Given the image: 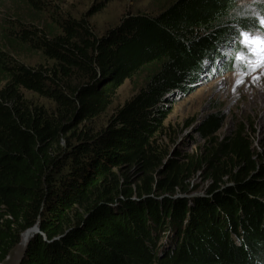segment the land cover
I'll return each mask as SVG.
<instances>
[{
  "label": "trees",
  "instance_id": "1",
  "mask_svg": "<svg viewBox=\"0 0 264 264\" xmlns=\"http://www.w3.org/2000/svg\"><path fill=\"white\" fill-rule=\"evenodd\" d=\"M237 1L175 0L101 33L92 21L101 0L78 15L54 0H0V263L36 224L20 264L264 261V151L244 126L181 160L157 139L166 92L192 79L228 22L250 25ZM145 72L142 89L107 116L118 89ZM199 170L213 202L192 207L185 195Z\"/></svg>",
  "mask_w": 264,
  "mask_h": 264
},
{
  "label": "rangeland",
  "instance_id": "2",
  "mask_svg": "<svg viewBox=\"0 0 264 264\" xmlns=\"http://www.w3.org/2000/svg\"><path fill=\"white\" fill-rule=\"evenodd\" d=\"M93 1L95 0H54V5L58 8L68 9L70 13L78 15L80 12L87 11ZM101 1L104 3L103 8L100 13L94 16L92 21L98 27L99 32L102 33L107 27L119 23L127 13L146 12L148 14H158L172 5L175 0ZM260 2L264 3V0H239L235 3V9L238 8V11H242L244 13L243 21L249 22L251 25L249 18L253 17L255 9L263 6ZM5 9V7L0 6V23H3L2 18L6 14ZM236 24L241 25L238 22H228L226 26L228 29L225 28L227 34L220 39L216 47V40L214 42L215 48L211 49L213 51L212 57L207 58V51L204 49L203 52L205 53L201 56L200 61H195L193 68L187 75L194 71H197L200 76L202 71L214 73V69L224 63L225 66L220 74L190 81H186L190 77L187 76L184 79L186 82L183 87L177 86L172 91L166 92L163 101L160 102V106L163 107L161 111L165 110L169 114L157 134V139L167 157H175L181 160L184 156L202 151L211 139L229 135L240 126H244V130L252 142V150L255 152L264 151V68H257L255 71L248 73H241L232 69L230 55H234L236 49L239 48L238 35H236L234 27ZM241 28L247 30L248 25L243 23ZM198 62H200V67ZM219 70L217 69L216 72ZM146 79H148V72L131 80H126L118 89L107 116L113 113L114 108L121 107L128 99L137 94L145 85ZM237 79H241L242 82L237 83ZM171 94L172 97L169 99ZM213 116H218L215 132L205 137L207 134L200 133L199 128L209 117L213 118ZM127 170L126 166L121 168V172ZM137 178L138 175H133L132 180ZM188 183L189 189L195 188V190L185 195L192 207L194 206L193 201L197 199L213 202L211 195H207V189L212 181L207 178L203 170L191 175ZM178 196L183 195L179 194ZM160 198L159 195H153L155 200ZM154 201H150V203ZM186 215L189 218L188 214ZM210 216L214 215L211 214ZM171 224L172 221L169 218L167 220L168 228L164 231L165 236H163L162 243L159 244V253L163 251L165 241L171 236L168 234V232L172 233ZM186 228L188 227L184 226L183 231ZM157 233H159V230ZM153 235L156 236V234ZM27 236L28 233L21 238V244L19 243L3 262H7L8 257L15 252L7 264L18 263ZM159 237L156 238L157 241H159ZM171 244L168 247H171ZM263 262H260V264Z\"/></svg>",
  "mask_w": 264,
  "mask_h": 264
},
{
  "label": "snow or ice",
  "instance_id": "3",
  "mask_svg": "<svg viewBox=\"0 0 264 264\" xmlns=\"http://www.w3.org/2000/svg\"><path fill=\"white\" fill-rule=\"evenodd\" d=\"M257 24L264 28V17H259ZM238 42L241 45V50L235 54L238 64H244L251 71L264 68V33L242 30L239 32ZM241 82V79H237V83Z\"/></svg>",
  "mask_w": 264,
  "mask_h": 264
},
{
  "label": "bare ground",
  "instance_id": "4",
  "mask_svg": "<svg viewBox=\"0 0 264 264\" xmlns=\"http://www.w3.org/2000/svg\"><path fill=\"white\" fill-rule=\"evenodd\" d=\"M228 37H229V36H228ZM227 39H228V38H227ZM223 65H224V63L221 64V65H219L218 69H222V68H223ZM26 233H31L30 236H32L33 233H34V229L28 230V232H26ZM29 238H30V237H29ZM29 238H28V239H29ZM166 241H167V240H166ZM20 242H21V241H20ZM20 242H19V243H20ZM27 243H28V240H27V242H26V244H25V246H24V248H23L22 253L20 254L19 260H20V258H21V256H22L23 252L25 251V248H26V246H27ZM15 250H16V249H15ZM14 254H15V252H14L12 255H14ZM12 255H11V256H12ZM11 256L8 257L7 262H8V260L11 258ZM19 260H18V263H17V264H20Z\"/></svg>",
  "mask_w": 264,
  "mask_h": 264
},
{
  "label": "clouds",
  "instance_id": "5",
  "mask_svg": "<svg viewBox=\"0 0 264 264\" xmlns=\"http://www.w3.org/2000/svg\"><path fill=\"white\" fill-rule=\"evenodd\" d=\"M249 26V25H248ZM215 74H220V73H210V72H204V71H202V75L200 76L199 74H198V72L197 71H195L194 72V79H197V78H205V77H212V76H214ZM234 236V239L236 238L235 237V235H233ZM240 241V240H239Z\"/></svg>",
  "mask_w": 264,
  "mask_h": 264
},
{
  "label": "water",
  "instance_id": "6",
  "mask_svg": "<svg viewBox=\"0 0 264 264\" xmlns=\"http://www.w3.org/2000/svg\"><path fill=\"white\" fill-rule=\"evenodd\" d=\"M31 229H34V233L39 232V226H38L37 224H36L34 227L27 229L26 231L31 230ZM27 245H28V243H27ZM26 247H27V246H26ZM25 250H26V248H25ZM24 253H25V251L23 252V254H22V256H21L19 262L21 261V259H22L23 255H24ZM0 264H7V262H1Z\"/></svg>",
  "mask_w": 264,
  "mask_h": 264
}]
</instances>
